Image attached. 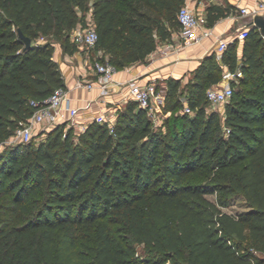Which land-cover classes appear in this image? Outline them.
Here are the masks:
<instances>
[{
    "label": "trees",
    "instance_id": "16d2710c",
    "mask_svg": "<svg viewBox=\"0 0 264 264\" xmlns=\"http://www.w3.org/2000/svg\"><path fill=\"white\" fill-rule=\"evenodd\" d=\"M88 1L0 0V264H264V35L256 27L241 57L236 39L220 58L205 57L187 86L168 79L171 116L159 128L129 101L113 129L93 121L75 136L62 124L38 145H6L38 109L32 102L66 85L55 44L78 51L71 34L88 24ZM90 1L94 54L121 70L171 40L187 0ZM207 11L214 25L233 10ZM225 68L241 76L222 116L208 112L207 91ZM239 199L245 209L227 211Z\"/></svg>",
    "mask_w": 264,
    "mask_h": 264
},
{
    "label": "crops",
    "instance_id": "0c3cea01",
    "mask_svg": "<svg viewBox=\"0 0 264 264\" xmlns=\"http://www.w3.org/2000/svg\"><path fill=\"white\" fill-rule=\"evenodd\" d=\"M188 4L202 19L203 28L211 29L213 35L203 37L201 41L189 46H183L175 31L170 41H160L158 48L151 53L146 62H137L118 70L116 81L120 84L111 89L104 97L98 98L100 94L99 76L90 66L85 64L86 54L80 51L74 54L65 52L64 48L56 43L55 59L60 64L66 84L73 87L71 91L72 100L68 102L69 106L80 107V122L90 124L94 116L102 111H115L122 108L125 104L122 97L128 91L127 83L131 78H137L141 84L156 82L160 84L159 90L167 92V81L169 78H175L184 81L189 76L194 75V71L199 67L205 57L212 53H217L218 58L222 55L218 49V39L226 40L229 43L239 40L238 52L240 57L243 54L244 39H238V34L250 27L251 18L240 13V8L251 6L253 0H187ZM211 4H218L224 7H232V13L225 18L218 20L214 25L208 22V7ZM93 18V15H92ZM204 29H199L201 34ZM168 42H174L181 46L171 51L168 55L162 54ZM230 73L225 68L226 81ZM225 80V79H224ZM83 84H94L92 89L85 86H77L78 82ZM76 86V87H74ZM98 99V102L95 100ZM100 99V100H99Z\"/></svg>",
    "mask_w": 264,
    "mask_h": 264
},
{
    "label": "built area",
    "instance_id": "2783aa9c",
    "mask_svg": "<svg viewBox=\"0 0 264 264\" xmlns=\"http://www.w3.org/2000/svg\"><path fill=\"white\" fill-rule=\"evenodd\" d=\"M239 10L242 15L250 17L251 20L259 15L264 16V0H253V4L251 6H244ZM178 19L180 29L177 32V35L184 47L201 41L203 37L213 35L211 29L203 28L201 17L188 4L182 6L178 14ZM201 28L204 30L201 34H199L198 30ZM248 29L249 28H246L241 31L238 34V39H245ZM98 39L99 36L94 22H90L84 27H78L71 34L72 42L83 48V51L87 56L85 64L93 68L99 76L98 88L100 90V94L98 98H102L120 83L116 81L118 68L114 64L110 63L108 58L101 61L100 58L103 56L101 51L98 54H94ZM229 44L230 43L226 40L218 39V51L222 54L225 50H227ZM180 47L181 46L176 45L174 42H168L161 52L165 56L169 54V51L173 49L175 51V49ZM235 76H241V73H238ZM76 85L78 87L85 86L92 89L94 84H83L79 81ZM123 85L125 87L128 86L127 93H125L122 97V102L125 105L129 101H135L141 108L147 110L150 114L154 113L157 109H164L166 92L159 90L156 82L141 84L137 81V78L133 77ZM72 90L73 87L66 84L63 87L57 88L43 104L33 101V106H39L38 109H36L34 115L28 122L22 124L14 136H18L21 142L28 143L33 139L36 127L43 126L45 128L43 133L45 134L46 131H50L62 124L69 127H79L81 129L80 131H85L89 124L80 123L81 108L68 105V102L72 100ZM233 93L234 89L231 85L212 87L207 91V98L213 106H216L229 102ZM95 102H98V99H96ZM121 109L122 108H118L116 112H99L96 116H94L91 122L97 121L102 124L106 123L111 129H113L116 123L118 111ZM185 111L192 113L190 108L187 106L185 107ZM167 114L170 115L171 112H167Z\"/></svg>",
    "mask_w": 264,
    "mask_h": 264
},
{
    "label": "rangeland",
    "instance_id": "374dc122",
    "mask_svg": "<svg viewBox=\"0 0 264 264\" xmlns=\"http://www.w3.org/2000/svg\"><path fill=\"white\" fill-rule=\"evenodd\" d=\"M88 7H89V11L86 13L87 22L88 23L94 22L93 18H92V8H91V1L90 0L88 1ZM60 45L63 47L62 44H60ZM78 51L84 53L83 48H81L80 46H78ZM192 78H193V75L189 76L184 81H181L182 82V88L187 86V84L190 82V80ZM229 78L230 79H228L227 81L225 78V80L221 84H219L218 87H223L225 85H231L232 80H236L238 82L237 77L235 75L230 74ZM160 86L161 85L159 84L158 87L161 88ZM186 89L188 90V87ZM187 94L188 93L186 92L185 97L187 96ZM185 97H184V99H186ZM224 106H225V104L213 106L210 102H208L207 110H208V112H211V111L219 112V114H221L223 116ZM123 108H125V106ZM148 114H149V117L153 120L155 128L161 127L163 125L165 119L171 116V114L170 115L167 114L165 109H162V110L157 109L154 113H151V114L148 113ZM191 114H193V113H191ZM71 128L74 130L75 136H78L84 132V131H80L81 129L79 127H69V126H66L65 132H67ZM44 130H45V128L43 126L36 127V129L34 131L33 139L31 140V142H33V144L38 145L39 143H41L42 141H44L46 139L49 131H46V133L44 134L43 133ZM19 143H21L20 138L18 136H14L6 143V145H17ZM3 148H5V146L1 147L0 150H3ZM209 198H211L212 200H215L216 196L215 195H209ZM244 209L245 208H244L243 201L241 199H239L234 203L233 206H231L229 209H227V211L233 212V213H238V212H242ZM225 211H226V209H225ZM132 243H134L137 246L138 251L142 254L143 253V246L136 244L133 240H132Z\"/></svg>",
    "mask_w": 264,
    "mask_h": 264
},
{
    "label": "water",
    "instance_id": "95a60500",
    "mask_svg": "<svg viewBox=\"0 0 264 264\" xmlns=\"http://www.w3.org/2000/svg\"><path fill=\"white\" fill-rule=\"evenodd\" d=\"M250 26L258 28L261 31V33L264 35V16L259 15V16L255 17L251 21ZM19 34L22 38H24L27 47H30L32 44V40L30 38L24 36V34L21 30H19Z\"/></svg>",
    "mask_w": 264,
    "mask_h": 264
}]
</instances>
